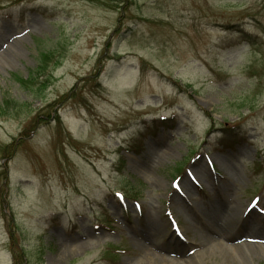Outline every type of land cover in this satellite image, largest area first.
I'll return each mask as SVG.
<instances>
[{
    "label": "rangeland",
    "instance_id": "obj_1",
    "mask_svg": "<svg viewBox=\"0 0 264 264\" xmlns=\"http://www.w3.org/2000/svg\"><path fill=\"white\" fill-rule=\"evenodd\" d=\"M0 264H264V0H0Z\"/></svg>",
    "mask_w": 264,
    "mask_h": 264
},
{
    "label": "bare ground",
    "instance_id": "obj_2",
    "mask_svg": "<svg viewBox=\"0 0 264 264\" xmlns=\"http://www.w3.org/2000/svg\"><path fill=\"white\" fill-rule=\"evenodd\" d=\"M207 229H208V231L213 235V236H216V237H218V238H220L219 240H216L217 241V243L215 244L216 246L217 245H223V243L224 242H222L221 240V238L223 237V233H221V231H219V230H215V229H212V231L210 230V228H208L207 227ZM214 244V243H213ZM224 248H226V249H228V250H231V251H234L235 249H244V247H241V246H235V247H229V246H227V245H224L223 246ZM262 249V248H261Z\"/></svg>",
    "mask_w": 264,
    "mask_h": 264
},
{
    "label": "trees",
    "instance_id": "obj_3",
    "mask_svg": "<svg viewBox=\"0 0 264 264\" xmlns=\"http://www.w3.org/2000/svg\"><path fill=\"white\" fill-rule=\"evenodd\" d=\"M42 59H44L43 58V55H42ZM40 69H42V68H40ZM40 69L38 68V72L40 73L41 71H40ZM22 85H25V84H22ZM4 104H8V102H5ZM8 107L6 106V109H7Z\"/></svg>",
    "mask_w": 264,
    "mask_h": 264
}]
</instances>
